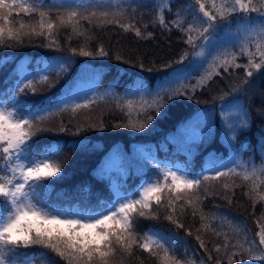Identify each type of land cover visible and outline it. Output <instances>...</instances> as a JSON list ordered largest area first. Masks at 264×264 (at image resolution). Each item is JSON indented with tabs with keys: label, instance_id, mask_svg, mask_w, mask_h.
<instances>
[{
	"label": "snow or ice",
	"instance_id": "6c2138e0",
	"mask_svg": "<svg viewBox=\"0 0 264 264\" xmlns=\"http://www.w3.org/2000/svg\"><path fill=\"white\" fill-rule=\"evenodd\" d=\"M167 6L168 0H162L157 13L161 26H167L164 19V7ZM189 7L199 29L193 24L183 28L179 16L172 21V26L185 33V43L193 49L212 45L216 33L221 29H230L234 18L239 25L237 32L242 33L238 41L231 32L227 34L232 48L239 43L240 52L229 53L226 50L222 57L214 56L209 66L211 70L205 71L197 85L203 87L214 75H220L219 68L228 72L232 66L243 67L246 77L264 73V11H261L264 0H260L259 5L254 0H220L219 3L217 0H194ZM253 13H256L255 17ZM125 16L126 10L119 3H103L101 0H0V47H12L11 42L23 45L25 37H44L50 40L47 46H58L59 42L51 39L54 32L71 28L76 36H84L81 21L92 24L93 20L98 21L97 27L115 23L125 32L134 30L137 37L141 36L140 28L134 23H121ZM24 17L28 18L27 21ZM197 30L199 35L194 38L192 33ZM72 54L85 57L94 55L84 47L72 49ZM95 55L103 57L108 53L101 46ZM195 55L203 56L204 53L196 52ZM237 55L247 56V65L236 63ZM185 59L187 53L178 63H183ZM69 63L71 60L65 59L60 63V69L66 70L65 65ZM52 71H57V68L49 65L47 72L39 76V82L47 83ZM34 80L27 79L26 83L21 81L14 91L17 95L28 91L34 93ZM243 84L249 85L251 81L245 79ZM133 88V94H136L144 90L145 85L140 83ZM192 90L195 91V86ZM181 95L182 92H176V96ZM12 99L10 95L9 105L0 106V161L3 162L0 163V264H113L118 251L131 257L136 248L154 258L155 264H195L194 261L182 260L177 255L179 249L169 244L166 235L154 229L140 235L139 218L157 220L163 210L165 220L178 229H185L191 236V229L185 228L180 216L186 215L189 208L193 217L202 213V201L198 195L202 183L228 176H238L244 182H250L251 193L259 201H264V192L260 191L261 186H264V134L257 138V150L262 160L260 165L255 164L252 156L244 160L243 154L247 150L245 142L239 146L234 143L239 135L238 130H250L247 119L249 114L243 112L239 123L224 121V141L230 149L227 162L222 157L209 154L206 166L193 174L186 166L148 157L146 164H151L155 172L144 171L140 184L134 188L112 185L111 198L101 200L95 207L78 205L61 208L51 205L42 193L48 190V182L52 178L61 179L63 176V166L53 159L60 154L62 146L53 144L39 147L34 137L47 129L36 127V124L44 117L34 113L31 108L27 109V114L23 113ZM189 99L192 97L189 96ZM90 103L75 104L72 111L87 108ZM164 107L161 98L156 114H162ZM154 118L148 115L147 123L139 128L135 124L125 126L143 131ZM200 120L197 117L191 125L196 130L192 143L199 142L202 136H211L210 128H202ZM178 150L187 156L192 155L187 144H180ZM104 172L102 169L101 178ZM224 188L228 189L229 185L225 184ZM256 202L254 200L253 204ZM200 220L208 221L202 224L203 228L212 229L208 217L201 214ZM255 237H258V244ZM255 237L249 236L248 230H245L243 240L232 245L237 250L228 257L229 264H235V256H240L241 260L246 257L250 262L264 264V226H259ZM196 239L204 248L200 236ZM228 246L226 237L224 247ZM216 251H220L219 245Z\"/></svg>",
	"mask_w": 264,
	"mask_h": 264
},
{
	"label": "trees",
	"instance_id": "16d2710c",
	"mask_svg": "<svg viewBox=\"0 0 264 264\" xmlns=\"http://www.w3.org/2000/svg\"><path fill=\"white\" fill-rule=\"evenodd\" d=\"M130 4L120 6L126 10V16L121 23H134L141 30L139 37L136 36L134 30L125 32L115 23L97 27L98 21L93 20L92 24L81 21L83 24L81 31L85 32L84 36H76L71 28L54 32L51 39L57 40L58 46H47L50 40L44 37H25L23 45L11 42L12 47H0V100L6 101V105H9L7 101L11 95L19 99L16 103L23 113L27 114V109L31 108L34 113L44 117L36 124V127L47 129L34 137L39 147L53 144L62 146L60 154L53 159L63 166V176L61 179L52 178L48 182V190L42 193L43 198L51 205L61 208L78 205L95 207L101 200L111 198L110 189L114 185L112 181L114 175L118 185L130 189L140 184L144 171L155 172L151 164H146L147 166L139 173H132L131 169L125 178L118 176L106 166L108 155L113 152L138 153V157L142 158L140 154L144 150L149 155L160 158L161 162L163 159L176 161L178 158L193 174L200 172L202 155L205 157L207 153H211L212 148L214 153H220L223 157L225 155L222 154L228 149L224 143V135L219 131L216 114L215 127L211 136L201 137L200 151L190 157L182 154L183 152L174 151L176 144L173 136L182 132L178 126L184 119L199 111H201L200 114L206 115L210 111L215 113L218 110L217 105L224 99L228 100L230 109H234L233 106L239 104L249 114L247 119L250 130H238V138L234 141L237 146L241 142L247 144L243 158L252 156L255 163L262 161L257 150V138L264 134V73H254L253 77H246L243 67L232 66L228 72L219 68L220 75H214L203 87L197 85V81L203 76L200 74L193 77L194 79L190 80L188 86L184 84L181 87L179 92L183 95L176 96L177 91L162 95L151 107L145 104L142 106L144 108H139L140 110L133 105L130 109L127 108L125 105L127 103L120 99L105 97L92 101L89 107H82L75 112L72 111V107L66 106L42 112L45 106L56 102L57 92L72 77L77 66L84 61L100 65L102 68L100 85L106 86L113 83L119 93L131 86V73H155L156 71L165 73L175 68L177 60L181 59L190 47L185 43L187 39L185 33L166 23L167 26H161L157 17L152 21L145 20L150 15V9H153L154 13L157 12L153 4L137 0L130 1ZM27 19L24 17L25 21ZM184 25L185 23H182L183 28ZM149 33H151L150 37ZM101 46L108 53L107 56L95 55ZM81 47L92 51L94 55L85 57L72 54V49L79 50ZM56 57H74L75 63L70 66L71 68L69 67L71 72L66 74L52 71L47 83L39 82V79L35 78L34 93L28 91L26 94H16L14 89L20 77L21 63L25 58L29 59L31 64L39 66L42 58H44L42 61L44 65ZM239 60H241L240 57ZM205 70L208 69L205 68ZM245 79L250 80L251 84H243ZM193 80H195L194 83H192ZM193 86H195L194 92ZM48 96L52 99L47 100ZM169 96L174 98L168 99ZM189 96L192 99H189ZM161 98H163L165 107L162 109V114L157 115L156 107L161 102ZM232 100L234 101L233 106L231 105ZM148 115L155 118L143 131H136L133 127L125 126L135 124L139 128L143 123H147ZM61 129L65 130L61 131ZM194 132L193 127L185 131L189 134ZM148 142L151 145H146ZM140 147L143 150H140ZM185 159H189L190 163L187 164ZM144 160L146 163V158ZM0 163L3 162L0 161ZM102 169L105 172L101 178ZM225 184L229 185L228 189L224 188ZM260 191L264 192V186H261ZM198 195L202 201L203 212L193 217L192 210L189 208L186 215L180 216L185 228L191 229V236L185 229H178L174 224L165 220L163 210L157 220L139 218L138 233L143 235L150 229L175 232L186 243L194 258L204 259L206 264H217L218 260L219 264H229L228 257L235 250L232 245L237 240H243L240 237L243 235L242 238H244L245 230H248L251 237H255L259 226H264V201H259L251 193L250 182H244L238 176L204 182ZM254 200H257L255 205ZM201 214L211 220L212 229L202 227V224L208 221H201ZM224 219L227 220L224 221ZM226 225H242V231H231L230 226ZM197 236L204 241V248H201L200 242L196 239ZM226 237L229 241L227 248L224 247ZM218 245L220 246L219 252L216 251ZM233 260L235 264H240L242 261L240 256L233 257ZM113 264H155V261L148 253L136 248L131 257L118 251Z\"/></svg>",
	"mask_w": 264,
	"mask_h": 264
},
{
	"label": "rangeland",
	"instance_id": "374dc122",
	"mask_svg": "<svg viewBox=\"0 0 264 264\" xmlns=\"http://www.w3.org/2000/svg\"><path fill=\"white\" fill-rule=\"evenodd\" d=\"M104 1L105 0H101V2L103 3H106L107 1L108 3H110L111 1H114L115 3L113 4L119 3L121 7H124L126 5L128 6L131 5L130 1L132 0H106L105 2ZM137 1L138 2L141 1L142 3L144 2L151 3L155 6L157 10V12L154 13L153 9H150L151 10L150 15L147 16L145 20L152 21L154 18L157 17V13L161 7L162 0H137ZM193 2L194 0H168V6L164 7L165 23L172 25V20H177V17L179 16L180 21H182V23H185L184 25L185 29L188 27L189 24H193L196 26L197 29H199V24L193 18L192 10L189 7V5H191ZM219 2L220 0H217V3ZM254 3L259 5L260 0H254ZM261 11H264V8H262ZM252 16L255 17L256 13H253ZM238 27L239 25L235 23V18H234V21L230 29H221L219 32L216 33L213 39L212 45H207L204 48L197 47L195 49H193L192 47H189L188 52H187V59H185L183 63L177 62L175 64V68L171 70H167L165 73H159L158 71H156L155 73L139 72L138 74H135V73H131V75L128 74L132 78L131 80L132 87L130 86L126 90L120 93L116 90L113 83L106 85V86L100 85V79H101L100 70L102 69L100 65L99 66L94 65L91 62L84 61L77 66V68L73 72L72 77L68 79V81L57 92L56 102L53 105L45 106L42 109V112L43 113L48 112L59 106L72 107L73 105L78 104V103L84 104L88 101L92 102V101L102 99L105 97H114L116 99H120L127 103L125 105L129 109L131 107V106L129 107V101H131V105H133L138 110H140L139 108H144L142 106L145 104L153 105V103L158 101L157 100L158 97L160 99L162 95L171 94V93H175L176 91H180L182 89L181 87H183L184 84L185 86L189 85L188 83L190 82V80L194 79L193 77H196L200 74L204 75L206 71L205 68H207L210 71L211 69L209 66L212 63L214 56L219 55L222 57V54L226 50L229 53L238 54L240 52L239 43L237 42V47L232 48L231 44L228 42V37H227V34L231 32L233 35L237 37V41H238L239 36L242 35V33L237 32ZM192 35L195 38L196 36L199 35V31L198 30L194 31ZM197 43L200 44L201 41H197ZM254 50L255 49L253 48V51ZM201 51L204 53L203 56L195 55L196 52H201ZM239 57L241 60L238 61ZM43 59L44 58H42V60L39 62L41 63V65L37 66V64L36 65L31 64L29 59L25 58L23 62L21 63L20 77L16 85L20 83L21 81L25 83L27 79H32V78L39 79L40 75H43L47 72L49 65H54L57 68V71L68 74L69 72H71L69 67L75 63L74 57H56L51 62L49 61L45 63L44 65H42ZM65 59H70L71 63L65 65L66 70H61L59 65L60 63H63ZM177 61H180V59H178ZM217 63H219V61H217ZM236 63L247 65L248 57L244 55H237ZM121 73L122 71L120 72V74ZM132 74H134V76ZM26 77L27 79H25ZM194 81L195 80H193L192 83H194ZM140 83H143L145 85V89L142 91L136 92V94H133L134 92L133 84L139 85ZM162 85H163V90H162ZM46 99L47 100L52 99V97L48 96ZM18 100L19 99L13 98L12 102L16 103ZM7 102L10 103V101H7ZM6 104H7L6 101L0 100V106H6ZM233 104H234V101L232 100L231 105L233 106ZM217 107H218V110L215 113H212L210 111V113L208 112L209 114L206 115L204 113L200 114L201 111H199L196 114L192 115L191 117L184 119L179 124L178 128H180L182 132L177 133L173 136V140L176 144L174 151L176 152L179 151L178 149H179L180 144H187L191 148L192 154L200 151L201 149L200 141L197 143H192V137L194 136L195 132L193 134L185 133L187 129L192 128L191 125L193 123L191 122H193L197 117L201 118L200 126L205 129L210 128L212 132L213 128L215 127L214 117L216 114L219 131L220 133H223V135L225 136L226 129H225L224 121H233V122L239 123L240 119L243 118V112H245L244 108H241L239 104L233 106L234 109H230V104L227 99H224L221 103L217 105ZM146 145H151V143L148 142L146 143ZM140 150H143V149L140 147ZM179 152H182V151H179ZM210 152L211 153H207L205 157L203 155L201 156L202 157L201 163H200L201 165L199 166L201 167V169L206 166V163L209 158V154L216 153V156L222 157L220 153H217V152L214 153L212 148ZM142 154H140V156L142 157L140 158L138 157L139 155L138 153L123 154V153L113 152L112 154L108 155L106 166L109 170L116 172L118 176H122L123 178H125L126 175L129 174L127 172L131 169H132V173L141 172L144 169V167L147 166L144 160L145 158L147 159L148 157H155L156 159L161 161L160 158L154 155H149L144 150L142 151ZM182 154H184V152ZM222 155H225L222 158L225 162H227L230 156V149L228 148L226 153ZM187 157H190V156H187ZM247 159L248 157L245 158L244 160H247ZM185 160L187 164L190 163L189 159H185ZM168 161H171L179 166H184L181 160H179L178 158L176 161L171 160V159L162 160V162H168ZM261 162L255 163V164L260 165ZM112 181L114 182V185H118L116 183L117 179L115 178V175L112 177ZM226 220L227 219H224V221ZM226 226H230L231 231L232 230L242 231L241 230L242 225H226ZM158 232L166 235L169 238V244L179 249V252L177 253V255L182 260L194 261L195 264H202V262L203 264H206V261L204 259L198 260L193 257L192 252L188 250V246H186V243L182 241V239L179 238L175 232H166V231H158ZM242 236L243 235H241L240 237L241 239H243ZM238 241L239 240L235 241L234 244H236ZM256 243L258 244V237H256ZM236 250L237 249H235L234 251ZM240 264H260V262H250L245 257L241 261Z\"/></svg>",
	"mask_w": 264,
	"mask_h": 264
}]
</instances>
